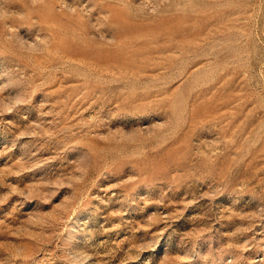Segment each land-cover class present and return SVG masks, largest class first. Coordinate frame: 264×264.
I'll use <instances>...</instances> for the list:
<instances>
[{
    "label": "rangeland",
    "instance_id": "1",
    "mask_svg": "<svg viewBox=\"0 0 264 264\" xmlns=\"http://www.w3.org/2000/svg\"><path fill=\"white\" fill-rule=\"evenodd\" d=\"M0 264H264V0H0Z\"/></svg>",
    "mask_w": 264,
    "mask_h": 264
}]
</instances>
